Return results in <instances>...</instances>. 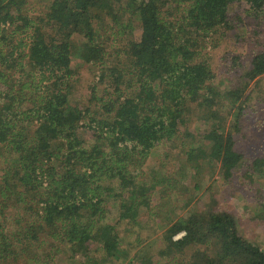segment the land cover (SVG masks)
Returning <instances> with one entry per match:
<instances>
[{
    "label": "trees",
    "instance_id": "1",
    "mask_svg": "<svg viewBox=\"0 0 264 264\" xmlns=\"http://www.w3.org/2000/svg\"><path fill=\"white\" fill-rule=\"evenodd\" d=\"M41 5L0 0V264H150L142 239L155 219L162 261L264 264V245L244 236L234 211L192 204L216 172L253 184L264 174V155L248 159L235 139L264 50L248 63L229 58L219 73L202 56L204 41L242 23L259 34L264 0ZM75 62L98 66L89 106L71 103ZM162 144L178 148L166 154L179 161L173 171L150 168ZM252 198L264 222V187Z\"/></svg>",
    "mask_w": 264,
    "mask_h": 264
},
{
    "label": "rangeland",
    "instance_id": "2",
    "mask_svg": "<svg viewBox=\"0 0 264 264\" xmlns=\"http://www.w3.org/2000/svg\"><path fill=\"white\" fill-rule=\"evenodd\" d=\"M37 1V0H36ZM41 1L42 5L37 6L41 10L45 9L47 4L51 0H38ZM243 11V10H242ZM261 32L256 36H250L248 34L249 30L242 23V26L239 27L235 35H216L217 39L214 41L213 46L209 41H204V44L208 45V50H204L202 56L208 58V61H211L213 69L217 73L222 72L224 66L227 64L229 58L234 62L235 59H232L235 56H238L244 60V63H248L251 55L255 52L256 49L264 50V26L261 27ZM225 36L224 38L218 40L220 37ZM73 68L76 69L74 79H76L75 90L73 95H71L72 105L78 104H87L89 106L92 104L93 100V84L97 80V71L98 66L95 65H86L82 62H75ZM260 89H258V94L254 99V96L251 98L250 105L246 108V111L242 117V130L239 133H235V139L237 143V149L246 153L248 159L253 160L257 156L262 157L264 155V76L259 80ZM100 89L97 88V93ZM254 99V100H253ZM95 110V108H93ZM194 124V123H193ZM192 124V125H193ZM203 128L204 124L202 122L196 123V126ZM180 144V141H178ZM170 144H162L152 157H150V168L153 164H157V168L163 162H166L170 171L174 170V165H178V159L172 158L168 160V150L172 147H169ZM170 151L175 153L178 151V148H171ZM172 155V154H171ZM239 171L236 172V175L240 177ZM254 184L249 183L248 179H236L231 182H226L218 175L217 172L212 180L206 183L205 186L201 189V192L195 197V200L192 201V204L195 203L196 208H205L207 204H214L220 208L234 211L240 218V231L244 236L249 239L251 242L257 245H264V222L255 218V203L252 196L258 195L259 189L264 187V174L254 175ZM191 187V186H190ZM183 201L182 198L172 199L167 201V207H164V211L172 209L174 202ZM158 201H154V204ZM179 203V204H180ZM191 204V205H192ZM179 212V210H178ZM177 212V213H178ZM183 214V211L180 212ZM176 215V214H175ZM115 220H113L114 222ZM147 221V217L144 218V222ZM126 225V221H124ZM151 222V221H150ZM160 226V227H159ZM155 227H158L155 228ZM167 228V227H166ZM136 229H139L136 227ZM150 239H142V245L150 243L151 246L155 244V249H152L150 246L151 256L153 262L150 264H180L182 262L185 264L183 257L178 258L177 263H170L166 260L162 261L157 254V249L162 244V234L164 227L160 224V219L153 220L150 223ZM148 229V230H149ZM143 229L141 230V232ZM149 232V231H148ZM143 234L146 231L142 232ZM176 234L174 238H177L179 234ZM132 240H135L140 235H132ZM146 237L147 235H143ZM142 246H138L139 249ZM135 249L137 251L138 249ZM194 248H188L185 256L190 257V254L193 252ZM134 251V250H133ZM156 255V257H155ZM125 262H118V264H126ZM57 264H66L63 259H59Z\"/></svg>",
    "mask_w": 264,
    "mask_h": 264
},
{
    "label": "built area",
    "instance_id": "3",
    "mask_svg": "<svg viewBox=\"0 0 264 264\" xmlns=\"http://www.w3.org/2000/svg\"><path fill=\"white\" fill-rule=\"evenodd\" d=\"M183 235H184V232H182L181 234H179L178 236H176L177 238H175V239H178V238H180Z\"/></svg>",
    "mask_w": 264,
    "mask_h": 264
}]
</instances>
